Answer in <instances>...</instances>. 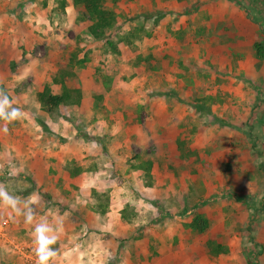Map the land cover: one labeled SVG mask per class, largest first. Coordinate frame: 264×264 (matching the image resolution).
Segmentation results:
<instances>
[{
	"label": "rangeland",
	"instance_id": "374dc122",
	"mask_svg": "<svg viewBox=\"0 0 264 264\" xmlns=\"http://www.w3.org/2000/svg\"><path fill=\"white\" fill-rule=\"evenodd\" d=\"M60 1L0 0V89L24 112V117L11 126L28 143L30 136L24 132L27 125L37 126L47 132V141L53 143L52 149L57 152L55 143L62 146L78 141L90 145L79 156H94L98 160L95 166L102 168L110 189L121 187L118 178L126 175L128 179L133 171L129 162L126 170L120 167L126 151L131 156L139 151L152 154L160 163L172 157L177 164L175 175L163 166L162 170H154V180L147 176L138 184L136 180H132L133 185L127 183L138 196L144 181L154 183V203L130 199L131 207L137 210L131 212V217L143 222L145 217L148 223H154V244L148 243L152 250L149 252L154 253V264H264V130L252 121L264 109L262 103L256 104L257 110L250 118L248 115L253 97L264 92L259 68L263 58H258L254 45L251 46L255 37V43L264 47L261 27L264 0H105L104 9L118 16L117 32L134 30L136 36L132 39L140 55L167 63L165 77L161 70L149 72L142 64L136 66L125 42L118 45L120 53L113 55L81 30L75 44L77 11L70 0H65L68 5L63 14L58 13L55 9ZM247 27L249 31L254 29V36L237 41L232 30ZM81 47L88 49V60L84 69H76L73 81L77 78L82 88L83 110L62 105L56 122L43 119L36 110L34 84L48 85L46 79L65 65L71 51ZM251 54L254 63H258L254 70L259 74L249 68L253 63L247 55ZM213 55L217 58H212ZM140 71L143 73L139 76ZM107 75L109 81L105 83L103 78ZM253 86L261 92L253 91ZM110 88L114 94L107 93ZM139 100L145 101L136 117L139 130L132 132L127 129L125 118L116 112L124 105L134 111ZM103 107L107 112H103ZM98 120L107 123L108 128L94 125ZM0 127H3L1 122ZM64 127L69 131H62ZM14 132L9 128L7 134L0 131V135ZM180 137H185V146L197 151V159L191 154L183 161L176 159V139ZM112 138L117 152L110 155L108 146ZM126 138L127 148L121 147ZM19 166L9 164L2 151L0 184L21 197V208L27 203L37 217L52 211L55 206L52 197L39 193L40 188L20 172ZM88 171L89 168L84 170ZM58 172L63 174L62 168L50 170V178H58ZM117 181L119 186H113ZM32 186L35 190L29 192ZM35 193L39 195L30 201ZM247 197H251L248 204L244 202ZM2 207L0 223L5 224ZM194 212L210 221V228L203 235L193 236L186 227ZM17 219L21 218L17 216ZM67 219L69 223L75 221L72 214ZM23 224L13 223L18 228L8 233L16 236V242H6L0 236V264H36L32 244L28 243V237L23 240L27 233ZM208 238L226 247L228 252L210 257L204 246ZM21 241L27 243L17 246ZM114 245L117 254L125 245L129 246L125 239L116 240L113 246H108L109 251L115 250ZM117 254L109 253L103 260L72 255V260L62 262L129 264L135 261L124 260ZM138 264L146 263L140 260Z\"/></svg>",
	"mask_w": 264,
	"mask_h": 264
},
{
	"label": "crops",
	"instance_id": "0c3cea01",
	"mask_svg": "<svg viewBox=\"0 0 264 264\" xmlns=\"http://www.w3.org/2000/svg\"><path fill=\"white\" fill-rule=\"evenodd\" d=\"M262 19L263 27H261L264 34V15ZM232 32L233 34L237 35V41H240L239 38H249V36H254V29L252 28L249 31L248 27L239 29L234 28ZM251 43V46L255 44V37L252 38ZM249 45L250 44L247 42L246 47L248 49H250ZM212 53L215 54L217 53V51L212 50ZM247 57L250 58L253 63L251 67H249L250 70L251 68L254 70L255 67L258 66V63H254V55H247ZM212 58H217V56L213 55ZM154 59H156V57H154ZM142 66H144V64H142ZM142 66H140L141 69L143 68ZM259 66L258 67L261 69L260 73L263 74L264 79V57L261 65ZM255 71L256 70H254L253 72L255 73ZM256 72L259 74V71ZM142 73L143 72L140 71L138 75L140 76ZM73 78H71L72 80L69 79L70 81H67V83H69L73 87L78 88L81 91L82 99L78 106L75 105L70 107L75 108L76 111H82L84 94L82 88L79 87V81L77 80V78H75L74 81ZM46 81H48L47 86H49L52 90L53 88L58 87L57 85L52 84L51 77L49 79L47 78ZM45 84H34L36 92L40 91L45 86ZM253 84H256L255 81ZM262 84L264 86V80ZM253 89H255L253 91L261 92L259 88L254 87ZM54 92L57 93L60 92V90H56ZM113 92L114 91L110 88V91H108L107 93L114 94ZM261 93L256 97H253L252 99L251 107H249V118L252 116V113L254 114L256 112V104L262 103V107L264 108V92L262 94ZM98 97H100V95ZM103 97L104 100L107 101V97ZM157 99L158 98H155L154 101H157ZM91 102H89L88 106L91 105ZM144 102L145 101L143 100H139L134 111H131V109L128 108L127 105H124L120 106V111L116 112V115H119V117L121 118H125L127 122L126 126L129 131L134 132L136 130H139L136 117H139V115L141 114V105ZM104 104H106V102H104ZM36 105V110L39 112L40 117L49 120L50 122H56V120H58L59 115L61 114L60 111V114L57 113V110L54 115H49L40 109L38 103ZM170 105L171 104H169V107ZM177 107L179 108V106ZM102 110L103 112H107V109L104 107ZM258 112L257 116L254 117V119L252 118V121L254 122L253 124H259L263 126L262 129L264 130V109H262L261 113L258 114ZM87 117L90 118L91 116L88 115ZM87 124L89 125V123ZM11 125L12 123L8 124V130L9 128L16 130V133L14 132V134H9L6 136L0 135V153L3 151L6 157V161L9 164H19V167H22L20 172L26 178H30L34 182V184L40 188L39 193L44 192L45 194H49L52 197V200L55 202L53 210H49V212L39 214L37 220L40 217H44L53 224H55L58 220L63 221V231L59 233V240L55 245L59 250V256L57 257V262H55V264H69L67 261L65 263L62 262V260L71 259L72 255L77 258H79V256H84L83 258H87V260H97L100 257L103 260L106 258L105 256L109 255V253L110 256H116V246L114 245V251H109L108 246H113V242L121 239H125L126 243L129 244L130 247L125 245L124 249L120 250L117 256L128 261L135 260L133 262L129 261V264H138V261L140 260H143L146 264H154V253H150L152 250L150 249L148 244L152 242L154 244V223H148L149 219L145 220V217H143L144 222L138 220L137 218L133 219L131 217V212L137 210H135V208L133 209L131 207L132 205H130L131 197H133L134 199H139V201H142V199H146L148 201L150 200V205L154 203V183L153 181H144V183L142 184V188L139 189L141 192L140 196L134 194L133 190L130 189L129 185L127 184L132 183L133 185L132 180H136V184H138V181L140 182L142 179H144V177L147 176L154 180V166L152 165L151 170L148 174H146L145 172H143L142 168H140L136 159L137 157H141L145 161L149 160L154 163V155L143 154V152L139 151L131 156L126 151L122 157L124 159V163L120 165V167H124V170H126L125 165L129 162L130 164L128 165L132 168L133 171L129 174L128 179H126L125 174V178H118L122 181L121 187L110 189V185L108 184L107 180H105V173L102 172V168L95 166L97 165L96 162L98 160L94 156H79V154H82V152L84 151V148L90 147V145L84 146L86 145L85 143L78 141L71 145L68 144V142L67 144H64L62 146L55 143L54 145L59 148V151L57 152L56 150L52 149L53 143L47 141V132L44 133V131L42 129L40 130V128L38 129L37 126L32 128L30 125H27L29 127H26L27 130H25L24 132H27V134L30 136V140L28 143L24 142L23 140V138L26 137L18 133V129H16V127L14 128V126ZM94 125H99V127L106 126V128H108L107 123H100L99 120L96 121ZM64 128L65 129L62 131H69L67 127ZM106 128L105 130H107ZM108 132H110V130H108ZM130 134L128 136H131ZM126 139L121 147L127 148L128 139L127 141ZM30 141H32L33 143L30 144ZM111 142V146H108V153L110 155L114 152H117V149L113 148L115 147V145L113 144V138ZM26 144H28V146H26ZM63 149H65V151H62ZM66 150L71 151V153L66 152ZM73 161L75 162L74 164L69 163ZM54 165H56V167ZM78 167L79 171L76 170ZM59 168H62L63 174L58 172L56 174L58 178H50L49 171L58 170ZM88 168L89 171L85 173L84 170ZM96 170L98 172H96ZM77 172H79L80 176ZM100 179L101 181L97 182ZM118 182L119 181H117L116 184L113 183V186H119ZM71 183L73 185H71ZM50 186L54 187L53 190L49 189ZM39 193L33 194L30 201H32L34 197H36L35 195H39ZM133 203L136 204L137 202L133 201ZM2 208L4 214H6L2 218H6L5 221L7 223H0V236H4L6 242H16L14 240L16 236L8 233L13 229L18 228L15 227L18 226V224L12 226L13 223H24V218L22 215L18 216V218H21L19 221L16 214L13 213L14 216L12 215L11 209L5 206ZM139 212L141 213L140 210L138 211V213ZM68 214L73 215L75 219L74 223H69L67 219ZM15 217L16 221H14ZM33 227L34 225H27L25 223L22 225V228L27 230L26 235L23 236V240L24 237H28V241H30L28 243L32 244L30 246H33L34 248L33 237L31 240ZM22 243L27 242L21 241L16 245L18 246ZM105 244L107 245V247L105 246ZM105 247L107 249H105ZM132 247L133 249H131ZM7 250L9 251L10 249L8 248ZM9 254L10 253H8V255ZM160 254L163 255L164 253L162 252Z\"/></svg>",
	"mask_w": 264,
	"mask_h": 264
},
{
	"label": "trees",
	"instance_id": "16d2710c",
	"mask_svg": "<svg viewBox=\"0 0 264 264\" xmlns=\"http://www.w3.org/2000/svg\"><path fill=\"white\" fill-rule=\"evenodd\" d=\"M117 1L132 0H114V2ZM60 2L61 3L57 5L55 11L63 14L64 8L68 5V3L65 0H61ZM104 2L105 0H70V4L74 7L78 14L77 27L74 29V34L77 37L75 44L77 43V40L80 39L78 36L81 30H85V32L91 36L94 41H96V43H98L101 47H105L106 52L113 55H118L120 53L118 45L120 42H125L135 57L136 66L144 64V70L149 72L161 70L163 71V77H165L167 63L164 60L157 61L150 56L143 58L139 53L138 46L135 44L134 39H132V37L136 36L134 30H130L129 32L123 34L118 33V16L114 11L104 9ZM261 26L263 27V25ZM254 47L256 56L258 58H263L264 47L262 46V43H255ZM87 50L88 49H85V47H81L71 51L65 65L58 67L56 73L52 75V84L58 85L60 92L55 93L47 85H45L40 91L36 92V101L43 112L49 115H54L58 108L62 105L78 106L80 104L82 99L81 91L78 88L71 86L67 83V81L75 76L76 69L85 68V64L88 60ZM103 81L107 83L109 81V75L105 76ZM185 144V137L176 139L178 151L176 159L178 161H183V159L188 158L190 154L194 155L195 159H197V151L189 145L185 146ZM136 159L138 165L146 174L149 173L152 165L156 171L162 170L165 167V170H170L174 175L176 173L175 166L177 164L172 157H167L163 163L156 160H154V163L149 160L145 161L141 157H137ZM32 191L33 186L29 189V192ZM250 198L251 197H247L244 202L248 204V199ZM186 227L190 229L193 236H199L205 234L209 230L210 221L203 214L194 212ZM204 246L206 253L210 257H216L220 254H226L228 252L226 247L216 243L213 238H208L204 242Z\"/></svg>",
	"mask_w": 264,
	"mask_h": 264
},
{
	"label": "clouds",
	"instance_id": "9594fccd",
	"mask_svg": "<svg viewBox=\"0 0 264 264\" xmlns=\"http://www.w3.org/2000/svg\"><path fill=\"white\" fill-rule=\"evenodd\" d=\"M23 117V110L14 106V102L7 92L0 89V122H3V127H0V131L7 134L8 124ZM21 202V197L10 193L3 184H0V205L11 209L17 216L22 215L25 224L34 225L32 237L36 264H55L59 256V250L54 246L59 240V233L63 231V221L58 220L53 224L44 217H40L37 220L34 209L27 203L21 208Z\"/></svg>",
	"mask_w": 264,
	"mask_h": 264
}]
</instances>
